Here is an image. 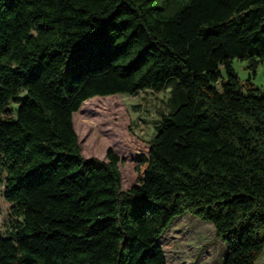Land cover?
<instances>
[{
  "label": "trees",
  "instance_id": "obj_1",
  "mask_svg": "<svg viewBox=\"0 0 264 264\" xmlns=\"http://www.w3.org/2000/svg\"><path fill=\"white\" fill-rule=\"evenodd\" d=\"M264 0H0V181L15 205L0 264H166L185 211L212 222L222 264L264 247ZM177 86L139 179L84 155L72 113L94 94ZM10 103H16L12 107Z\"/></svg>",
  "mask_w": 264,
  "mask_h": 264
},
{
  "label": "rangeland",
  "instance_id": "obj_2",
  "mask_svg": "<svg viewBox=\"0 0 264 264\" xmlns=\"http://www.w3.org/2000/svg\"><path fill=\"white\" fill-rule=\"evenodd\" d=\"M233 66L243 80H251L264 89V60L256 58L251 73L250 61L233 58ZM177 95L174 80L160 90L143 88L135 93L114 92L94 94L85 98L73 111V127L81 152L105 158L108 146L119 155L121 185L129 187L142 175L147 164L150 138L156 132L161 113L171 110ZM16 107V103H10ZM4 175V170L0 172ZM4 182L0 181V235H5L14 218L12 207L3 195ZM166 257V264H222L226 245L216 233L212 222L189 211L172 218L158 237ZM255 264H264V247Z\"/></svg>",
  "mask_w": 264,
  "mask_h": 264
}]
</instances>
